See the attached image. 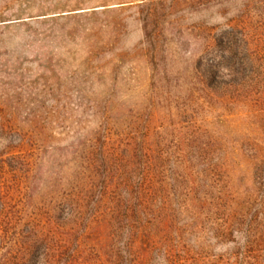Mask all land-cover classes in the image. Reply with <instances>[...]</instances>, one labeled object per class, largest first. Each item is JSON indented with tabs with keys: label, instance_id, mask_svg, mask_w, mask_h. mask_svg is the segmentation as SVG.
<instances>
[{
	"label": "rangeland",
	"instance_id": "rangeland-1",
	"mask_svg": "<svg viewBox=\"0 0 264 264\" xmlns=\"http://www.w3.org/2000/svg\"><path fill=\"white\" fill-rule=\"evenodd\" d=\"M230 13L215 0H0V149L33 161L28 192L1 190L3 207L27 220L40 198L61 205L104 137L146 129L171 165L186 150L183 136L200 129L191 144L206 156L190 160L227 162L238 185L244 103L195 102L196 61L212 58ZM201 243L212 256L233 244Z\"/></svg>",
	"mask_w": 264,
	"mask_h": 264
},
{
	"label": "trees",
	"instance_id": "trees-1",
	"mask_svg": "<svg viewBox=\"0 0 264 264\" xmlns=\"http://www.w3.org/2000/svg\"><path fill=\"white\" fill-rule=\"evenodd\" d=\"M222 1L231 13L212 37V58L196 61L195 102L207 110L229 95L244 103L240 183L227 162L190 160L206 156L191 144L200 129L183 136L186 150L172 165L147 129L104 137L87 158L89 175L61 205L40 198L17 219L0 197V264H264V0ZM12 152L0 149L6 197L28 192L32 170V157ZM202 239L233 244L212 256Z\"/></svg>",
	"mask_w": 264,
	"mask_h": 264
}]
</instances>
